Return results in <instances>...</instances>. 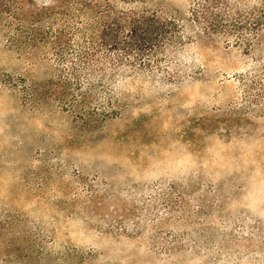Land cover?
<instances>
[{"label": "rangeland", "instance_id": "374dc122", "mask_svg": "<svg viewBox=\"0 0 264 264\" xmlns=\"http://www.w3.org/2000/svg\"><path fill=\"white\" fill-rule=\"evenodd\" d=\"M74 1L127 78L86 121L78 45L11 43ZM0 264H264V0H0Z\"/></svg>", "mask_w": 264, "mask_h": 264}, {"label": "trees", "instance_id": "16d2710c", "mask_svg": "<svg viewBox=\"0 0 264 264\" xmlns=\"http://www.w3.org/2000/svg\"><path fill=\"white\" fill-rule=\"evenodd\" d=\"M59 6H62L63 11H55L54 6H45L39 9L38 12L30 18L31 24L27 25L25 27L26 29H23L24 26L21 24H18V28L16 25V31L14 32L11 43H14L17 48V43L22 42L21 37L26 35L27 39L23 47L28 45L31 50H36L40 43L46 44L48 51L53 49L60 50L59 57L63 63L71 64L73 63L69 59L70 50L75 44L78 45L80 49L77 52V58H79L80 63L75 62L78 66L71 65L72 75L79 81L82 80L89 90L86 91L81 89L82 91L79 98H72L73 95L69 90L70 83L66 80H58L57 82L52 80V82L44 85V87L55 96V99L63 103L70 102L72 103L71 106L77 107L82 116L84 115V117L81 116V118H84L86 121V109H84V107L91 99H97V82L101 81L104 86H110L111 91L109 93H112V96H110L112 99L114 97V92L117 91L116 85L120 83V80L126 81L127 79L125 76L126 74H124L125 64L112 63L110 58L97 56V52H99L100 47L105 44V42L102 40V34H99V36L96 34L102 28L108 27V25H104L103 22H101V19L106 14L100 9V5L99 8H97V5L88 1H74L73 3L64 2L63 5L61 2ZM15 13H17V11H15ZM60 14L64 17V20L67 21L66 26L59 32H56L53 39H49V32L55 31L53 28L54 20ZM117 18L119 21L121 18L126 17L117 14ZM15 19L17 20V17ZM20 22H22V19L19 20V23ZM17 29H19L18 32ZM134 31H136V29L131 27V32L134 33ZM108 43L110 47L116 49V44L118 43L117 37L114 36L111 42ZM85 58L88 60L85 61ZM37 90L39 89L36 86L31 89L30 95L33 96L34 99L40 97L36 93ZM81 109L84 111H81ZM89 113L91 112L89 111ZM107 113L108 112H105L104 114Z\"/></svg>", "mask_w": 264, "mask_h": 264}]
</instances>
